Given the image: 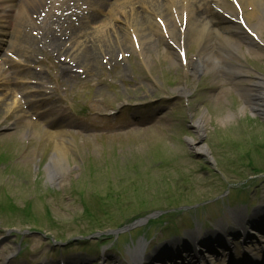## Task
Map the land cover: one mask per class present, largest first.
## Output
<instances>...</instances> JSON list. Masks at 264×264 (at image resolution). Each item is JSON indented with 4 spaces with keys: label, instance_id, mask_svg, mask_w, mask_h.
<instances>
[{
    "label": "rangeland",
    "instance_id": "rangeland-1",
    "mask_svg": "<svg viewBox=\"0 0 264 264\" xmlns=\"http://www.w3.org/2000/svg\"><path fill=\"white\" fill-rule=\"evenodd\" d=\"M64 1L68 7L73 4L72 0ZM53 9L54 13H58L57 8ZM47 11L48 8L41 12L43 18L47 17ZM42 19L39 23L33 20L34 24L31 25L18 14L14 20L17 30L23 31V28L27 26L32 36L37 38L38 47L42 46L43 39L35 34L41 32ZM53 26L56 28L55 24ZM26 40L29 41L25 45V55L13 53V60L20 64L23 62L28 64L29 68L22 70L24 74H28L26 75L28 78L21 74L19 69L15 70L13 78L16 76V80L19 81L27 79L30 85L34 86L39 84L47 95L55 97L58 109L44 118L37 119V124L31 126L27 124L26 118L16 119L17 113L11 112L8 118L5 117L3 103L0 104V142L14 141L8 148L12 153L21 148H24V156L30 152L22 158L23 161L19 159V155H5L4 152H0V166L19 168L18 174L9 178L8 186L3 185L4 175L0 174V201L6 191L8 194L11 193L2 203L6 211L13 213L11 205L15 204V201L11 196L16 198L17 202L22 199L30 200L28 197L36 198L42 194V202H35L37 207L35 218L42 224L33 223L21 217L18 218L17 224H13L18 229L25 230L32 227L44 230L47 236H50V232L58 236L62 235L67 241H72L70 245L89 244V242L85 243L73 238L82 233L87 236L105 229L109 232L112 229L107 226L117 225L114 220L121 216V218L131 217L132 211L136 209L166 210L175 205L181 198L174 187L173 178L183 183L180 177H188L189 185L192 184V187L191 189L187 187L186 191L192 190V195L201 192L225 195L224 191L227 189L224 188V184L238 177L231 174L223 181L224 183L218 178L211 180V175L206 173L205 166L209 163L214 166L213 158H215L221 161L223 166L228 164V167L236 163L230 160L241 158L240 153L263 148L261 144L264 142V117L244 107L245 99L239 91L223 85L222 71L216 69L218 72H208L202 71L204 68L193 69L192 76L187 77L180 65H171L168 60L160 58L162 54L160 49L163 45L159 44L157 49L154 47L152 53L146 54L144 58L152 70V79L146 77V81L140 86H134L126 91L122 79L131 77L132 67L129 60H123L121 76H119L118 68L113 67L111 70L108 63H103L107 60L103 56H99L98 64L92 66L93 74L79 69L74 74L65 75L61 73V67L66 65V62L51 58L46 52H35V57L30 60V38ZM16 43L17 39L14 38L11 44L16 47ZM191 44L187 57L196 53V44ZM70 46L71 42L66 45V47ZM242 48L245 50L244 47ZM72 51L71 49L63 54L62 59L65 58L68 61L72 57L70 55ZM244 52L246 54L240 61L247 70L246 78L252 79L256 75L264 76V50L258 57ZM136 60L140 61L138 58ZM30 64L33 68H30ZM13 70L14 67H11V71ZM142 71L148 73L147 68L144 70L142 68ZM98 79L102 80L95 84ZM110 81L111 84L108 85ZM185 86L187 87L185 95L176 93V89ZM20 97L19 87L16 91L14 89L6 100L4 94L0 92V99H4L7 103ZM23 97V109L34 119V113L40 109L30 105L29 101L32 97ZM112 101H116V105L122 104L123 107L114 115L100 114L107 111L102 106L114 107ZM229 115L233 117L230 118ZM200 118L204 119V130L198 134L195 122ZM46 122L51 129L67 131L65 137L68 142L63 144L65 148L42 133ZM11 133H13L12 139H4ZM254 139L256 142L253 143ZM196 145L202 146L205 153L197 151ZM58 146H62L65 150H63V158L66 171L61 177L51 178L49 176L50 156ZM259 152L254 151L258 156L255 160L260 161L264 159V152ZM39 157H43L45 162L37 171L36 163ZM174 159L178 161L176 166L171 165ZM22 163V167L17 166ZM158 170L163 172L162 175L165 177L157 174ZM20 174L23 175L20 176ZM33 178H36V181L32 180ZM70 184L73 187H70ZM259 184L264 186V182ZM184 185L188 186L187 183ZM47 186H55L54 188L57 189L49 191ZM213 187H218V190L214 192L211 190ZM76 189L79 190L76 191ZM208 201L207 197L199 198L195 204L197 208H203L209 205ZM127 203L130 204V208L126 207ZM263 203L262 200L258 206ZM118 207L121 209L119 210ZM13 209L16 210L15 214H23L20 208ZM1 210L0 205V217ZM33 211L31 208V215H34ZM92 211L97 217L94 224H103L101 227L91 225L94 222ZM213 213L210 211L207 213L212 220L215 219ZM104 214L108 219L98 220L99 217L105 218ZM146 214L155 215L157 212L148 211L142 214L137 218L140 220L138 225L135 224V227L133 225L129 228L137 229L138 227L140 230L146 227L147 222L144 217ZM51 218L54 220H50ZM173 220V214L168 213L154 216L150 223L171 225ZM123 223L127 224L129 221ZM149 229L148 227L145 229L146 236L138 232L133 236V240L125 245L122 243L125 233H117L121 244L114 239L115 235H111L112 232L106 233L111 237L100 238L104 243L99 245L102 253L96 261L99 262L102 258V264H116L121 260L123 264H135L132 261L134 258L131 254L132 250L143 242H147L150 245L147 256L150 252L153 253L145 260V263L149 264V261L157 255L162 242L170 237V234L157 229L153 231ZM10 233L11 230L4 229L0 234V264H16L10 260L6 261L16 249L14 243L17 238H13ZM149 234L152 236L150 237ZM26 235L30 237V233ZM36 239H29L30 248L34 251L38 249V239ZM53 239L58 244L62 242L61 238L55 237L46 246H53ZM90 239L98 241L99 237L95 235ZM110 245L113 251L106 250ZM117 245L120 246L118 250L114 249ZM17 246L18 256L28 260L30 251L27 238H24L23 234L18 236ZM95 247L98 257L100 249L97 248V244ZM70 251L73 254L66 259L65 264H73L81 256L77 255L74 249ZM116 252L121 256L114 257L110 254L116 255ZM175 260L179 261L177 258ZM145 263L143 261L142 264ZM177 263L168 262V264Z\"/></svg>",
    "mask_w": 264,
    "mask_h": 264
},
{
    "label": "bare ground",
    "instance_id": "bare-ground-1",
    "mask_svg": "<svg viewBox=\"0 0 264 264\" xmlns=\"http://www.w3.org/2000/svg\"><path fill=\"white\" fill-rule=\"evenodd\" d=\"M8 0H0V11L6 12L10 8ZM22 12L27 17L37 12L33 11L38 7H44L47 0H18ZM131 2V0H130ZM129 1L124 3L128 4ZM139 5L147 9L148 14L140 13L138 9L130 4L131 23L126 27L115 30L116 36L121 40L116 43L121 44L115 48L113 40L106 32H99L95 37L96 43L100 46L91 49V44H82L80 52L76 54L77 59L73 60L84 66L90 64L96 55L108 54L109 59L114 57V50L122 52L121 46L132 47L135 51L137 45L140 54L151 53L159 44H163L160 58L168 60L171 65L182 63L180 51L191 43L197 45L196 53L188 60H185L186 70L190 67L204 68L202 71L216 70V63H219V71L224 73V80L227 88L238 90L245 98L244 107L252 113L260 114L264 117V77L246 78L247 71L238 60V55L246 54L241 46L245 47L247 53L261 55V34L264 32V0H138ZM126 5L117 8L119 13L124 12ZM30 10V12H29ZM36 14V13H35ZM29 15V16H28ZM161 17L159 21L153 18ZM240 17V18H239ZM165 30V31H164ZM121 32L119 35L118 32ZM251 31V33L249 32ZM19 30L15 31L16 35ZM67 37V40L77 39L76 32ZM27 32L19 33V43L25 41ZM62 34V33H61ZM45 35V33L43 34ZM157 38H154L153 36ZM47 50L52 55V51L63 52L65 39H59L53 33L48 32ZM95 43V44H96ZM94 44V43H93ZM65 51V50H64ZM59 54V53H58ZM95 54V55H94ZM57 55V54H56ZM159 53L157 54V56ZM116 57L113 61H117ZM73 66H64L62 70L71 71ZM39 91V98L33 103L37 105L49 106L51 100L45 96L44 91ZM179 94L187 92L186 87L177 89ZM223 92V90L221 91ZM30 93V92H29ZM52 108H45L44 112L49 113ZM233 117V115H229ZM198 132L204 130V119L200 118L196 122ZM48 136H54L55 132H47ZM197 151L205 152L202 146L196 145ZM64 148L58 146L50 156L51 170L49 176L61 177L65 171Z\"/></svg>",
    "mask_w": 264,
    "mask_h": 264
}]
</instances>
